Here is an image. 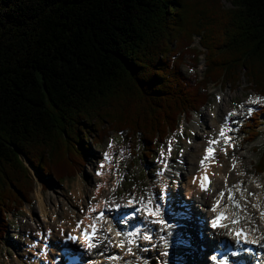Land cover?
Instances as JSON below:
<instances>
[{
	"label": "trees",
	"instance_id": "trees-1",
	"mask_svg": "<svg viewBox=\"0 0 264 264\" xmlns=\"http://www.w3.org/2000/svg\"><path fill=\"white\" fill-rule=\"evenodd\" d=\"M229 1L0 0V244L33 190L29 165L75 176L88 127L152 151L207 104V85L245 77L264 96V0ZM261 125L264 105L243 128L249 142Z\"/></svg>",
	"mask_w": 264,
	"mask_h": 264
},
{
	"label": "rangeland",
	"instance_id": "rangeland-1",
	"mask_svg": "<svg viewBox=\"0 0 264 264\" xmlns=\"http://www.w3.org/2000/svg\"><path fill=\"white\" fill-rule=\"evenodd\" d=\"M221 1L226 6H230L229 0ZM195 44H198V41H196ZM204 68L206 67L202 57L198 66L195 67V71L200 78L202 77ZM192 70L193 69L188 65L183 66V72L186 75H191ZM249 83L250 82L243 77L237 88L227 84L207 85L208 93L210 95L207 104L196 113L192 112L191 116H181L178 128L175 132L168 136L169 138L164 144L152 148V151H149L151 152L149 155L150 157L145 155V152L148 151H145L142 142L137 140L129 141V134L126 131L121 133L109 131V127L106 126L103 131L101 129V134L98 135L95 128L90 126L88 127L90 136L88 139H85V149L81 151L83 155V163L77 164L75 176L60 181L50 174L48 176L44 174L39 175L30 167L34 179L33 190L29 195L28 201H26L18 211L8 215L10 220L8 228L6 229L8 234L0 244V264H29L28 259L34 255L32 253V248H30L31 244H34L36 249L40 248V244L42 243L39 241L41 238L40 236L42 235L43 238L47 236L45 233L47 228H50L53 231L52 235L56 238L60 226H68L66 219L63 218V213L72 212L74 209L76 210L74 203L75 205L76 203H79V199L77 198L78 194L82 196V199L79 201H82L85 207L82 208L80 212L77 211L79 215L77 217V223L84 211L89 210L91 206H99L101 201L108 197L110 191H117L116 200L121 203H125L129 197H139L137 195H144V197L147 198V192L151 186L157 189L159 192L158 196H160L161 178L159 174L162 168H165L166 166L163 165L161 152H167L170 142L172 154L170 161L172 164L171 170L173 175L169 176L170 178L168 177L170 181L169 190L171 195L173 194L179 199L178 202L184 200L183 198L185 197V194L183 187L180 181L175 184L176 176H174V172L179 168L181 162L185 161L184 158L186 157V153L193 152L195 154L197 153L199 156L202 151L205 152L207 145L205 143V133L204 135L196 133L194 127H206L204 116L205 118L207 117V122L209 121L211 125L213 115L220 112L221 100L224 97L228 102V110H225V112L228 114L234 111L239 113V117L233 115L236 118L234 120L235 125H230V128L235 130L236 125L240 126L243 121L248 118L249 111L258 105L264 104L263 97L260 96V100L257 102L256 99L253 98L257 94L249 88ZM226 113L219 114L217 119H220V121L223 120V116L226 115ZM90 124H92V122H90ZM211 128L216 131L218 130L215 126ZM258 129L260 131V136H258L255 142L248 143L244 142V133L239 127L234 140V144L236 145L234 150L230 148L232 151L225 153L224 148H221L220 152L223 154V158L227 162V167L231 166L232 168L233 164H236L232 161L238 162V160L242 165L241 168L235 171L236 177L231 183L235 184L234 181L242 179L246 184H249L253 177L254 179H261L263 188L259 190H257L258 188H254V191L251 192L247 198V207L252 210L255 209L253 207V201L256 199L255 196L257 193L262 192L264 195V172L258 174V168L262 156L261 153L262 150H264V126H259ZM132 145H134V147ZM105 153L108 154L107 159L105 158ZM197 158L194 156L193 159H191L190 156L191 161H197ZM101 165H104V167L101 168ZM100 171L102 174H98L101 173ZM219 180L217 181L215 188L222 186L226 191V186L228 184L227 181H225V183L224 181ZM38 192L42 194L45 208L48 211L46 217H44L39 205V197L37 196ZM195 198L197 199L198 196H195ZM196 203L199 202L196 200ZM196 203L195 206L193 205V209L200 214L203 210L201 209V211L198 209L199 204ZM78 206L81 207V205ZM253 214L255 213L253 212ZM140 216L141 213L139 212L138 217ZM135 224H137L136 220L132 219V221L128 222L125 231L132 230L135 227ZM108 226L109 225L106 226V224L103 226L102 238L97 248L89 251V253L93 255V262H91V264H105V262L109 260V257L115 253V250L117 249H115V247H119V243L122 241L124 242V236H118L116 230H113L112 226H110L111 232H108ZM129 233L132 232L129 231ZM144 235L145 234L142 231L141 234L137 235V240H134L133 235H128L131 236V241H135V243H129V248L130 245L138 247V249H136V251H138L137 253H131L137 259H140L141 264H162L165 260L161 253L165 251V247L162 248V244L154 242V237H156L155 233L150 234L153 236L151 242L142 239V236ZM105 236L110 238L112 241L111 244L108 240L104 239ZM60 238L63 239L62 237ZM34 241H36V243H34ZM144 241H146L147 244L144 243ZM210 243H212V240ZM125 252L126 254H131L127 250ZM187 260L189 262L187 261L188 263H186L185 261L184 264H192V262L196 263L194 256L188 257ZM167 261L168 260H166V262Z\"/></svg>",
	"mask_w": 264,
	"mask_h": 264
},
{
	"label": "bare ground",
	"instance_id": "bare-ground-1",
	"mask_svg": "<svg viewBox=\"0 0 264 264\" xmlns=\"http://www.w3.org/2000/svg\"><path fill=\"white\" fill-rule=\"evenodd\" d=\"M252 96H254V95H252ZM253 98L256 99V102L258 100H260V96H258V95H255ZM250 102L253 103L252 101H250ZM227 103L228 102L223 97V99L221 100V106H220V110H219L220 112H218L217 114L215 113V115H213V120L211 121V125H210L209 121L207 122V117L205 118V116H204V121L206 122V127H204V128L201 126L194 127V130L196 131V133L202 134V135H204V133H205V136H206L205 143L207 144L206 149H208L209 147H216V149H217V151L215 153L214 160L210 161V172L213 176V184L211 185L209 190H206V191L202 190L200 187L199 180H198V173L205 166V164L201 165L200 161L204 158V156H205L204 154H207L206 150H205V152L202 151V153H200L199 156L197 153L195 154L193 152L186 153V157L184 158L185 161L181 162V165L179 166V168L176 169V172H174V176H176L175 184L180 181L181 185L183 187V190H184V194H185L184 195L185 197L183 198L184 200H182L183 203L180 205L177 204L179 199L177 197H175L173 194L171 195L170 190H169V182L170 181H169L168 177L173 175V172L171 170L172 164L170 161V159L172 158V154L170 153L168 155L163 156L162 162H163V165H166V166H165V168L164 167L162 168V170L159 174L160 178H161L160 179L161 180L160 193L161 192L166 193L165 198L163 200L164 203H163V201L160 200V196H158L159 192L153 186H151V188L147 192V198H145L144 195H137L139 197H131L130 198L131 200L129 202H126L129 205L135 206L136 209H143L144 203H146L147 200L149 198H151L154 201V203H158L160 205L162 218L164 220H166L167 222L173 221L172 227L165 228V226L150 222L151 218L148 217L144 211H139L142 214L137 219V224H135V227L131 230L132 233L138 232L139 234H141V232L143 231L145 235L155 233L156 234V237H154L155 243L157 242V243L162 244L160 237H166V239L168 241V247L165 248V251H167L168 254L166 256L163 255V259L165 261L168 260L167 264H184L185 261H186V263H188L189 261L187 260V258L191 257V256H194L196 259V263L192 262V264H215V261L212 260L210 258V255H208V253H206L205 251L201 252V253L197 252V246L199 245L198 243L203 241V240L199 239V231L202 229V227L203 228L208 227V223L205 221V219L200 220V223H197L196 219H193L192 223H194L193 225H194V227H196V229H194V230L190 229L189 226H187L186 222L182 223L185 225V229H183L180 232V234L174 235L175 234V227L177 225V222H176L177 220L174 219V216L179 215V212L181 210H184L186 212L189 211L191 214V217L193 216V218H196V217H198L197 215H200L203 213V212H200V214H199V212H196L195 209H193V205L195 206V203H196V200L194 199L195 196H199L201 198V201H199V199L197 200L199 202V204H201L198 209H202L206 213L208 211V209H205L206 206H209V207L212 206L215 197H217V196L221 197L220 196L221 192H223L224 194H226L229 191L233 192V195L231 197L232 201L238 202L239 204H242L244 207V209L242 210V213L244 214V220L247 219L249 221L253 218L258 219L260 231L256 232L255 235H256L257 241L259 242V246L261 248H264V242H263V239H261V238H263V235H264V197H263L264 195H263V193L259 191L260 193H257V195L255 196L256 199L253 201V207L255 209L252 210V209H248L249 207H247V198H248L249 194H251V192L254 191V188H258L257 190L263 188V183H261L262 182L261 179H256V178L254 179V177H253L252 181L249 182V184H246L245 181L242 179H240V180L238 179L237 181H234L235 184L231 183V181H233L236 177L235 171L237 169L241 168L242 165L239 163V160H238V163L233 164L234 167H232V168H231V166L227 167V164H226L227 162L223 158V154L220 153L221 148H224V149L227 148V153H228V150L230 148H232L231 146L227 147V141L219 135L221 128L224 129L226 135L227 134L231 135L229 125H232V122L234 121L235 117L237 115H239V113H237L235 111L230 112V113H235V115H234L235 117L231 116V117H229L228 120H225V122H224V118L228 114L225 112V110H228L227 109V107H228ZM221 113H226V115H224L223 120L220 121V119H217V116H219V114H221ZM209 118H211V117H209ZM213 126L217 127L218 130L216 131L213 128H211ZM212 140H220L221 143L220 144H210L209 142ZM113 144H112V146H113ZM222 153H224V152H222ZM190 156H191V159H193L194 156L196 158L198 157L197 161H191ZM108 172H109V170H108ZM116 172H117V170H116ZM242 176H243V174H242ZM194 180H195V183H194ZM218 180L224 181V182L227 181L228 184L226 187H227L228 191L226 193H225V189H223L222 186L219 188H217V187L215 188ZM116 192L110 191V194L108 195L107 198H105V200H103L101 202V205L104 204V202H106V201L108 202L107 203L108 205L113 206V207L116 205H120V203L116 200V198H117ZM37 194H38L37 196L39 197L38 198L39 205L41 207V210L43 212L44 217H46L48 211L45 208V204H44L42 194L40 192H38ZM77 198L79 200H81L82 196L80 194H78ZM142 199H143L144 203L140 202ZM79 200H78V202H79L78 204L76 203V205H75V203H74V206H76V210L74 209L72 212L63 213V216H64L63 218L66 219L68 226H64V225L60 226V228H59L60 230H59L58 236L56 238H54V235H52L53 231L50 228H47V231L45 232L47 236L45 238H43L42 235L40 236L41 237L40 241L42 242L41 244H43V242L49 238H52V241H54L52 246L50 248H48L47 253H43V251H42L43 245H41V248L38 250V249H36V246L34 244H31L30 248H32V250H33L32 253L34 255L31 256L30 259H28L29 264H40L42 260H44L45 263H46V261H51V258H53L52 253L55 252V250L57 248L56 246L59 245L60 243L62 244V239L60 237H62L64 239V236L68 237L69 234L72 233L74 229H77V225H78V223H77L78 218L77 217L79 216L77 211L80 212V210L85 207L84 203L82 201H79ZM166 200H167V202L165 203ZM130 202H134V203H130ZM196 204H198V203H196ZM78 205H81V207H79ZM191 206H192V208H191ZM100 207H101L100 205L98 207L93 206L91 209L95 208L97 210ZM182 207H184V208L182 209ZM251 207H252V205H251ZM188 208H190V210H188ZM89 212H90L89 210L84 211L82 215H84L85 213H89ZM253 212L255 214H252ZM205 213H204V217L206 218ZM194 216H196V217H194ZM135 218H137V215L135 216ZM132 219L133 218H130L126 222H129ZM105 220H106V217H104L103 221H105ZM80 221H81V219L78 222H80ZM103 221H102V223H103ZM60 222H61V219H60ZM116 227L118 228L119 231L122 232V234H124V235L126 234V231L123 228H121L119 225H117ZM80 228H81V226H80ZM162 228H165V230L161 231ZM128 233H129V231L127 232V235L124 236L125 239H123L125 247H123V248H121L120 246L115 247V249L116 248L117 249L115 250V253L111 257H116V258L115 259L109 258V260H107L105 262V264H128V263L129 264L130 263L131 264H141L140 259H137L132 254V253L138 252V251H136V249H138V247L130 245V248L132 249V253L126 254V252H125L129 248V241H131V239H130L131 236H128ZM222 235H223V230H221V229L208 230L206 232V235L204 236L205 237V239H204L205 244L207 245V247H209V248H211V250H213L212 243H210L211 240L215 239L216 237H222ZM133 237H134V240H137V235H133ZM187 241H190L192 243V245L188 244ZM144 243L147 244L146 241H144ZM157 246H159V245H157ZM163 247L164 246L162 244V248ZM190 253H192V254H190ZM189 264H191V263H189Z\"/></svg>",
	"mask_w": 264,
	"mask_h": 264
},
{
	"label": "snow or ice",
	"instance_id": "snow-or-ice-1",
	"mask_svg": "<svg viewBox=\"0 0 264 264\" xmlns=\"http://www.w3.org/2000/svg\"><path fill=\"white\" fill-rule=\"evenodd\" d=\"M233 115H235V113H229V114H227V116H225L224 119L228 120L229 117H231ZM219 135L221 137H225V139L228 140L229 142L231 141V137H227L226 136L225 131H224L223 128H221V131H220ZM209 143L210 144H220L221 142H220V140H212ZM224 151H225V153H227V148H225ZM206 152H207V155H205V157L200 161L201 165H204L206 161L214 160L216 149L212 148V147H209L208 149H206ZM170 153H171V142L169 143V147L167 149V152H161V156L163 157V156L168 155ZM105 158L106 159L108 158V154L107 153H105ZM100 167L103 168L104 165H101ZM98 174H102V173H98ZM200 180H201V183H200L201 189L206 191L207 187H208L207 184L205 183V181L208 180L207 174H205L203 177H201ZM194 183H195V180H194ZM165 195H166V193L161 192V194H160V200L161 201L164 200ZM223 195H224V193L221 192L220 196L223 197ZM140 202L144 203L143 199ZM105 203H108V202L106 201ZM130 203H134V202H130ZM218 204H219V201H217V206H218ZM235 204H236V207H238V208L241 207V205L238 202H235ZM120 207H121L120 205H116V209L115 210L118 211ZM108 210L111 211L112 209L109 208ZM211 210L212 211H216V207L214 206ZM91 211H96V209L93 208V209H91ZM139 211H144L146 213V215L151 218L150 222H152V223L165 226V228L172 227V225L168 224V222L162 218L160 205L158 203H154V201L151 198H149L147 200V202L144 203V208L143 209H137L136 211L131 213V215L133 217H135L137 212H139ZM103 217H104V212H100L98 218H103ZM227 218L228 217L226 216L225 213H221L219 216H217L215 219H213L211 221V226L213 228L226 227V225L220 223V221H222L223 219H227ZM83 223H84L83 221L78 222L77 229H74L73 231L81 230L80 226ZM233 223H239V220L237 219V220L233 221ZM89 228L92 229L91 234H89L88 229H83L82 233H83L84 238L87 240L86 247L92 248V247L97 246L96 244H94L92 242L93 239H96L97 243H98L99 242V237H97V235H96L97 229L94 227V225H89ZM165 228H162L161 231H164ZM107 231L111 232V228H108ZM232 232H235V235H236V238H237L236 239V243L238 245L239 244H245V243H251V244H256L257 243L256 240H248L247 239L248 233L245 232L243 229H240L238 231L235 230V229H232V230H230V235H231ZM116 234L118 236L122 235V233L119 232V231ZM128 235H139V233L138 232L137 233H129ZM78 239H79L78 237L72 236L71 234H69V236L67 237V240L71 241L73 243H76L78 241ZM104 239L108 240L110 244L112 243V241L110 240L109 237L105 236ZM142 239L151 242L152 236L150 234H146V235L142 236ZM160 239H161V242H162L163 246L165 248L168 247V241H167L166 237H160ZM129 243H135V241H129ZM118 246L123 248V247H125V244L122 241V242L119 243ZM127 251L131 253L132 249L128 248ZM244 251H251V249H244ZM161 254L166 256L168 253H167V251H164ZM230 254H231V256H238L240 253H239V251H232ZM109 258L110 259H115L116 257H109ZM213 259L215 260L216 257L214 256ZM162 264H167V262L166 261L162 262ZM219 264H230L229 256L228 255H224L223 258L219 261Z\"/></svg>",
	"mask_w": 264,
	"mask_h": 264
}]
</instances>
